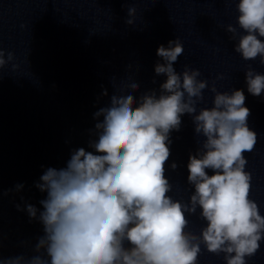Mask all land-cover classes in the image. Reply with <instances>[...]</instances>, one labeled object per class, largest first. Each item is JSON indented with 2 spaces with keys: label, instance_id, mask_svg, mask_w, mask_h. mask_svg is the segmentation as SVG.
Returning <instances> with one entry per match:
<instances>
[{
  "label": "clouds",
  "instance_id": "1",
  "mask_svg": "<svg viewBox=\"0 0 264 264\" xmlns=\"http://www.w3.org/2000/svg\"><path fill=\"white\" fill-rule=\"evenodd\" d=\"M227 2L235 4L241 30L225 26L237 41L233 50L264 65V0ZM127 12L132 25L135 8ZM183 53L177 37L159 45L154 73L165 79L158 88L137 97L140 85L131 82L127 92L113 91L93 113L97 122L88 130L93 151L73 149L65 167L43 171L34 184L46 193L39 201L42 210L27 202L23 209L15 205L42 225L31 254L0 257V264H198L204 251L222 255L224 264H248L260 251L264 215L251 198L245 157L254 150L257 133L248 127L246 97L240 89L218 91L215 81L210 85L187 65L177 72L173 65ZM12 59V52L6 56L0 48V70ZM244 77L249 94H264V74L249 65ZM101 87V96H108ZM205 89L213 94L211 107L198 108ZM185 114L195 136L202 137L188 156L186 179L194 191L186 202L169 195L173 184L165 174L171 133L180 130ZM168 167L175 171L177 164ZM23 187L17 184L15 191ZM12 191L0 189V199ZM197 209L204 221L198 234L187 218Z\"/></svg>",
  "mask_w": 264,
  "mask_h": 264
},
{
  "label": "water",
  "instance_id": "2",
  "mask_svg": "<svg viewBox=\"0 0 264 264\" xmlns=\"http://www.w3.org/2000/svg\"><path fill=\"white\" fill-rule=\"evenodd\" d=\"M128 8H135L132 25L126 23ZM237 15L227 0H0V48L6 56L13 53L0 70V189H13L0 199V257L31 254L42 225L15 205L23 209L27 202L42 210L46 193L34 184L43 171L65 167L73 149L93 151V113L113 91L127 92L131 82L140 85L137 97L158 88L165 77L154 73L156 49L176 37L184 47L173 65L177 72L187 65L210 85L215 81L218 91L244 92L248 127L257 133L254 150L245 153L246 171L252 174L251 198L264 215V94H249L244 77L249 65L264 74V65L233 50L237 41L225 26L240 32ZM218 74L224 79L217 80ZM101 86L108 96H101ZM203 95L197 107H211L213 94L205 89ZM181 119L180 130L171 133L165 174L173 184L169 195L186 202L194 191L186 179L188 156L202 137L195 136L191 117ZM173 162L175 171L168 167ZM17 184L24 185L19 192ZM198 214L199 209L187 217L197 234L204 225ZM198 264H224L223 256L204 251ZM248 264H264V243Z\"/></svg>",
  "mask_w": 264,
  "mask_h": 264
}]
</instances>
